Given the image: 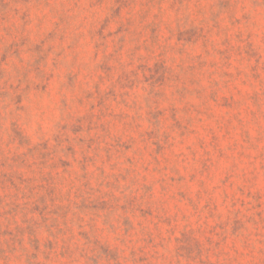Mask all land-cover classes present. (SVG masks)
I'll list each match as a JSON object with an SVG mask.
<instances>
[{
  "label": "rangeland",
  "instance_id": "1",
  "mask_svg": "<svg viewBox=\"0 0 264 264\" xmlns=\"http://www.w3.org/2000/svg\"><path fill=\"white\" fill-rule=\"evenodd\" d=\"M0 264H264V0H0Z\"/></svg>",
  "mask_w": 264,
  "mask_h": 264
}]
</instances>
